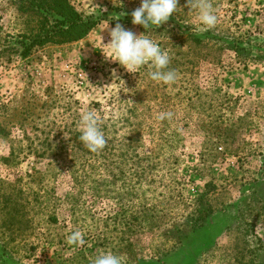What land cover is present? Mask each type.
<instances>
[{
    "label": "rangeland",
    "instance_id": "rangeland-1",
    "mask_svg": "<svg viewBox=\"0 0 264 264\" xmlns=\"http://www.w3.org/2000/svg\"><path fill=\"white\" fill-rule=\"evenodd\" d=\"M69 1L96 26L26 51L36 15L0 0V264H264V0H210L211 29L179 0L146 30L141 0ZM117 23L169 52L174 83L108 58Z\"/></svg>",
    "mask_w": 264,
    "mask_h": 264
},
{
    "label": "clouds",
    "instance_id": "clouds-1",
    "mask_svg": "<svg viewBox=\"0 0 264 264\" xmlns=\"http://www.w3.org/2000/svg\"><path fill=\"white\" fill-rule=\"evenodd\" d=\"M178 4L179 0H141L140 6L131 13L132 24L140 25L145 30L150 26L158 28L176 14L180 8ZM187 7L198 9V20L204 27L211 29L217 25L218 16L210 0H187ZM109 36V42L103 43L110 53L108 58L117 61L128 72L135 73L147 65L151 68L148 75L153 81L171 84L177 79L175 70L169 68V52L162 49L160 44L146 33L137 35L117 23L110 29ZM112 75L116 78L115 69L112 70ZM172 116L171 112H162L158 119H171ZM79 127L81 130L79 139L90 151L97 152L105 147L107 140L101 130V117L97 112L83 111L80 114ZM68 243L83 245L81 232H73L68 237ZM93 264H122V260L120 256L108 251L97 255Z\"/></svg>",
    "mask_w": 264,
    "mask_h": 264
},
{
    "label": "trees",
    "instance_id": "trees-1",
    "mask_svg": "<svg viewBox=\"0 0 264 264\" xmlns=\"http://www.w3.org/2000/svg\"><path fill=\"white\" fill-rule=\"evenodd\" d=\"M25 1L28 3L24 6L26 13L35 14V21H37L36 28H34L36 31L27 30V34L24 36L29 37L27 39L30 42L29 44L23 42L26 45V51L35 46H43L57 37L78 40L87 35L97 24L89 18L84 19L69 0ZM50 18L53 19V23Z\"/></svg>",
    "mask_w": 264,
    "mask_h": 264
}]
</instances>
